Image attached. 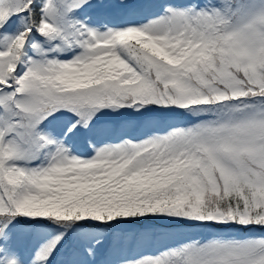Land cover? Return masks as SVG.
I'll return each instance as SVG.
<instances>
[{"label": "snow or ice", "instance_id": "1", "mask_svg": "<svg viewBox=\"0 0 264 264\" xmlns=\"http://www.w3.org/2000/svg\"><path fill=\"white\" fill-rule=\"evenodd\" d=\"M0 264H264V0H0Z\"/></svg>", "mask_w": 264, "mask_h": 264}]
</instances>
